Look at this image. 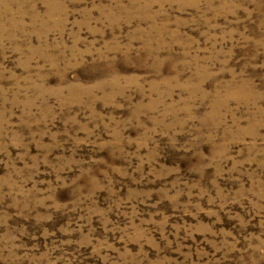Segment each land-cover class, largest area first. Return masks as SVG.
<instances>
[{"label":"rangeland","instance_id":"rangeland-1","mask_svg":"<svg viewBox=\"0 0 264 264\" xmlns=\"http://www.w3.org/2000/svg\"><path fill=\"white\" fill-rule=\"evenodd\" d=\"M0 264H264V0H0Z\"/></svg>","mask_w":264,"mask_h":264}]
</instances>
